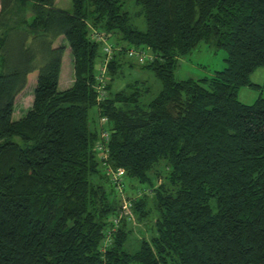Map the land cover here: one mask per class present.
<instances>
[{"label":"trees","instance_id":"1","mask_svg":"<svg viewBox=\"0 0 264 264\" xmlns=\"http://www.w3.org/2000/svg\"><path fill=\"white\" fill-rule=\"evenodd\" d=\"M132 1L143 29L126 0H0V264H264V96L236 98L264 67V0ZM201 42L225 66L175 79ZM65 46L73 80L58 89ZM146 70L160 82L149 100ZM32 71L30 105L12 119ZM107 166L123 170L121 191Z\"/></svg>","mask_w":264,"mask_h":264},{"label":"rangeland","instance_id":"2","mask_svg":"<svg viewBox=\"0 0 264 264\" xmlns=\"http://www.w3.org/2000/svg\"><path fill=\"white\" fill-rule=\"evenodd\" d=\"M55 6L69 10L71 7L70 0H55ZM124 10L129 14V22L133 24L138 29L144 28V21L141 16L133 15V10L135 6L132 0H126ZM29 13H26L28 17ZM64 41V42H63ZM65 40L58 38L56 40L55 46L64 44ZM63 53V66L61 67V86L64 87L69 84V79H72L71 68V58L67 46L64 48ZM224 51L222 49H215L211 44L204 42L199 43L194 49L182 57L181 61L176 64L173 69V76L175 79H184L187 77L198 78L201 76H208L215 70L222 69L225 66ZM137 73L139 71H135ZM126 71V70H125ZM36 71H32L28 76L24 88L21 90V98L17 94L15 99L14 114L12 119L21 117L25 108H28L32 98V89L34 86ZM133 75V74H131ZM137 76H140L138 73ZM136 76V77H137ZM132 77V76H131ZM141 77L146 81L148 86V92L144 95V100H149L153 98L160 89V82L156 79L151 71L142 72ZM248 79L251 83L256 84L257 86H240L236 89V98L238 101L249 104L251 103L258 95L264 96V67H257L252 72H250ZM116 82V80H115ZM114 82V84H115ZM118 83V81L116 82ZM133 231H136L137 228H140L141 225L134 220L133 224L129 225ZM145 227V226H144ZM145 230V229H144ZM147 231V230H146ZM145 231V232H146ZM147 233V232H146Z\"/></svg>","mask_w":264,"mask_h":264},{"label":"built area","instance_id":"3","mask_svg":"<svg viewBox=\"0 0 264 264\" xmlns=\"http://www.w3.org/2000/svg\"><path fill=\"white\" fill-rule=\"evenodd\" d=\"M97 38L101 39V36L99 34L96 33ZM100 51L102 53V57L101 58V62L99 63V67H98V72L95 76L96 82L97 84L94 87V91H96V101H99L103 98L104 95V91H103V80H106V76H105V70H106V63L108 61V59L110 58V52H111V46L110 44H108L105 41L101 42V48ZM130 56L131 52L128 53ZM136 56V60L137 61H142L144 58V55L142 54V52L134 53ZM97 123H99V125H102L105 123V118L104 117H97ZM108 135H109V130H107L106 128H103L100 130L99 132V138L96 141V143L94 144V150L97 152L99 159H104L106 156V150H107V142H108ZM105 172L108 176V179L110 181V183L113 185V187L117 190V191H121V181L123 179V170L120 167H117L115 169L110 168L109 166H107V168H105ZM127 201L122 200L121 203V213L123 212L124 214L127 213ZM116 221V218H114L113 222Z\"/></svg>","mask_w":264,"mask_h":264},{"label":"crops","instance_id":"4","mask_svg":"<svg viewBox=\"0 0 264 264\" xmlns=\"http://www.w3.org/2000/svg\"><path fill=\"white\" fill-rule=\"evenodd\" d=\"M58 38H61L62 39V37L61 36H59V37H57L55 40H54V42L52 43V45L53 46H55L54 44H56V40L58 39ZM64 42V41H63ZM66 47V46H65ZM69 51V50H68ZM65 51L63 50V53H64ZM63 53H62V56H61V61H60V70H59V74H58V81H57V87H58V89H64V88H67L71 83H72V80H73V78L72 79H69L70 81H69V84L68 85H66V86H64V87H62L60 84H61V70H62V66H63ZM70 61H71V58L69 59ZM70 70H71V72H72V65H71V68H70ZM134 71V70H133ZM132 70H127L126 69V71H124V74H123V78L121 79V80H116V82L118 81V83H116L115 82V85H114V89H119L121 86H122V84L126 81V80H130V79H133V78H135L137 75H138V73L139 72H137V73H134ZM30 73H28L27 74V76L29 75ZM131 74H133V75H131ZM132 76V77H131ZM17 96V95H16ZM15 96V98H14V101H13V108H12V113H11V116L13 117V114H14V106H15V99L17 98ZM18 96L21 98L23 95H21V91L18 93ZM25 109H27V108H25ZM17 119V118H16Z\"/></svg>","mask_w":264,"mask_h":264}]
</instances>
